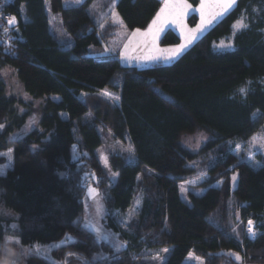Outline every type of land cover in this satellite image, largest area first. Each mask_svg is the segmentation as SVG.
<instances>
[{
  "label": "trees",
  "instance_id": "obj_1",
  "mask_svg": "<svg viewBox=\"0 0 264 264\" xmlns=\"http://www.w3.org/2000/svg\"><path fill=\"white\" fill-rule=\"evenodd\" d=\"M46 1L68 45L50 32ZM90 1L64 6L62 0H0V12L16 20L11 27L2 21L0 62L15 70L30 96L46 97L38 129L17 139L9 138L12 126L0 131V151L12 149V165L0 175V205L16 216L5 226L0 220V249L5 235L32 245L69 234L74 240L52 251L62 264H147L144 251L158 247L168 248L162 264H189V254L205 264H238L229 252L246 264H264V156L246 146L264 124V0H237L175 60L143 68L92 54L101 41ZM160 5L161 0H116L115 9L133 30L145 28ZM189 20L194 24L196 16ZM241 21L245 26L238 27ZM178 40L167 29L159 42ZM106 87L119 91L117 103L99 94ZM14 102L0 82V124ZM106 129L131 147V154L108 149V165L117 174L110 187L97 155ZM196 129L211 136L201 151L225 140L235 144L219 148L202 173L206 179L196 185L203 193L189 190L185 201L180 186L201 174L189 164L197 153L180 138ZM90 179L105 189V225L126 243L118 252L81 223ZM229 198L231 219L237 213L242 224L239 236L223 208ZM135 201L139 208L123 227L120 217ZM250 219L253 237L244 230ZM100 250L108 257L92 260ZM27 263L50 264L37 256Z\"/></svg>",
  "mask_w": 264,
  "mask_h": 264
},
{
  "label": "rangeland",
  "instance_id": "obj_2",
  "mask_svg": "<svg viewBox=\"0 0 264 264\" xmlns=\"http://www.w3.org/2000/svg\"><path fill=\"white\" fill-rule=\"evenodd\" d=\"M84 1L85 0H62V4L64 6H72L78 5ZM236 1L237 0H233L232 7L235 5ZM161 2L162 3L160 8L163 6V0H161ZM115 3L116 0H91L88 4V12L94 19L99 20L101 14L103 15V17L107 14L108 18L106 19L112 22L111 27H113V29L115 30L113 35L115 38H112L108 41H102L101 45L98 46V49L92 54H97L101 57H104L106 55L112 56L117 58L122 66H136L138 68L148 67L154 63L168 64L172 62L184 51H186L201 35H203L212 25H214L219 19H221V17L225 15V13H227L232 8L231 7L223 15L216 17L204 29L196 32L195 38H192V33L190 32V30L195 29L196 26L201 22V14L199 11L201 0H198V3L196 5H193L187 0V4L190 5V7L187 10L186 14L183 15L182 22H172L170 20L168 23L162 26V30L159 31L158 34H155V28H153L152 33H148L147 35H142L139 33L133 35L136 29L130 30L125 26L123 20L115 9ZM104 4L106 5L107 10L105 12H103L102 9ZM113 7L114 11H112ZM45 10L48 17L50 32L57 39H59L61 43L67 44L70 40L68 38V34L66 33L60 22L54 21L52 19L49 4L47 1L45 2ZM193 15L196 16V21L194 24H191L189 19ZM22 18L25 19V16H23V14ZM15 21V19H9L5 21V26L11 27L15 24ZM152 21L145 28L140 29V33H145ZM97 23L99 24L100 22L98 21ZM105 25L106 23H103V25H101V28H99V32L102 29V31L99 33L102 37L105 36V30H107L106 28H103ZM167 29H171L177 34V36L179 37L177 43L170 45L160 44L159 39ZM181 44H184L185 47L180 50V52L175 56H171L170 52L164 51L166 49H174ZM125 45H127V48L125 47ZM122 52L124 53V55H121ZM145 57L152 58L145 59ZM0 82H2L5 87V94L15 101L12 106L11 114L8 115L6 121L3 124H0V131L5 127L12 126L9 138L17 139L24 137L34 129H38L39 117L42 105L44 104L46 97L43 96L35 98L30 96L23 89L20 81L16 76L15 70L8 65H3L1 62ZM99 94L113 102L117 103L119 101V91L114 88H103L99 91ZM51 98L57 100L59 96L52 95ZM22 118H25L24 121H22ZM104 137L106 138L105 135ZM210 139L211 136L209 135V133L201 129H196L193 133H185L180 138L181 145L189 149L191 152L197 153L196 157L191 160L189 164L193 166L195 172H199L201 174L197 177H194L193 179L184 181L180 186V197L185 201H187V192L189 190H192L197 194L203 193L205 188L197 187L196 185L206 179L207 175L202 173L208 165H211L215 161L216 156L219 153V148L226 149L235 144L234 140H225L212 149L201 151L203 146ZM253 141H256L255 145L253 144ZM261 141H264V124L258 131H256L251 137H249L246 146L250 152L261 153L264 156V147L260 146ZM114 145L115 143L112 142L111 147H113ZM107 148L108 145L104 143L102 148L97 149V155L99 156L102 164L105 166L108 172L109 180L106 187H110L115 182L117 174L110 169L107 161H105ZM113 150H120L123 153L131 154V147L126 145H122L121 148L114 146ZM11 165L12 149L9 148L7 150L0 151V175H3L5 171L11 167ZM233 176L236 177L235 180H233ZM237 179L238 172L235 171L230 176L231 189H234L236 187ZM89 181H91V179ZM93 189L95 190L94 192L92 191ZM104 192L105 189L98 186L95 181L85 187V192L82 197L84 212L81 218V223L84 227H86L94 234L97 241H104L108 243V245L114 252H118L125 247L126 243L119 237V235L115 231L107 227L104 223L105 215L107 214ZM232 202L233 199L229 198L226 203L227 206L223 205V208L225 207V211L227 213L229 212L228 214L230 219L232 217V214L234 213V205L232 204ZM138 208L139 203L135 201L132 207L125 212L124 217H120L123 227H126L127 221L134 215L135 211ZM235 214L236 216L233 217L231 221H229V224L231 225L232 232L236 236H239L240 229H242V224L238 220L237 213ZM14 215L15 214L11 210L6 209L0 205V220H2L3 226L7 224L6 219L11 220ZM9 225L11 227H14V225L16 224H14V221H10ZM90 225L93 227H89ZM244 230L248 236L253 237L248 233L247 224H245ZM72 240H74V236L67 234L63 239L57 242L48 244L34 243L32 245H23L19 242L16 236L5 235L0 249V264H28V259L32 258L33 256L40 257L50 264H62L57 258L53 256L52 251L58 246H61L66 242ZM164 249H167L168 251L167 247H158L145 250L143 261H145L147 264H162L165 261L167 255V252L163 251ZM229 253L235 259L237 254L241 258V255L239 253ZM105 257L107 258L108 254L100 250L94 253V255L92 256V260H101L105 259ZM236 260L238 261V264H246L243 260L241 261V259ZM83 261H86V259H83ZM186 262L189 264H205L203 258L194 254H189Z\"/></svg>",
  "mask_w": 264,
  "mask_h": 264
},
{
  "label": "snow or ice",
  "instance_id": "obj_3",
  "mask_svg": "<svg viewBox=\"0 0 264 264\" xmlns=\"http://www.w3.org/2000/svg\"><path fill=\"white\" fill-rule=\"evenodd\" d=\"M233 5V0H201L200 3V14H201V22L196 26L195 29H191L190 32L192 33V38H195V33L204 29L208 24L212 22L216 17L223 15L227 12ZM190 5L187 4V0H163V6L160 10L156 13V16L153 18L152 23L149 25L148 30L145 33H140V29H136L133 35L142 34L147 35L148 33H152L153 28H155V34H158L159 31L162 30V26L168 23L170 20L172 22H182L183 15L186 14L187 10L189 9ZM15 17H12L11 20H14ZM239 26H245L241 22H238ZM190 42V41H189ZM127 48V45H125ZM185 47L184 44L177 46L174 49H166L164 51L170 52L171 56L177 55L180 50ZM121 55H124L122 52ZM152 57H145V59H151ZM244 92V89L240 90ZM256 141H253L255 145ZM260 146L264 147V141L260 142ZM236 177L233 176V180ZM95 191L94 189L92 190ZM93 227V226H89ZM98 231V230H97ZM248 233L252 236H255V231L253 228V221L250 219L248 221ZM163 251L167 252V249ZM106 258V257H105ZM236 259H241L240 256L237 254Z\"/></svg>",
  "mask_w": 264,
  "mask_h": 264
},
{
  "label": "crops",
  "instance_id": "obj_4",
  "mask_svg": "<svg viewBox=\"0 0 264 264\" xmlns=\"http://www.w3.org/2000/svg\"><path fill=\"white\" fill-rule=\"evenodd\" d=\"M162 3V2H161ZM116 4V3H115ZM72 6H74V5H72ZM161 6V5H160ZM102 9H103V12H105V11H107L106 10V5L104 4L103 5V7H102ZM113 10L112 11H114V7L112 8ZM159 10V9H158ZM158 12V11H157ZM156 12V13H157ZM156 15V14H155ZM155 15H154V17H155ZM108 15L106 14V16H104L103 17V15L101 14L100 15V19L99 20H97V19H94L95 20V22H96V31H97V34H98V37L100 38V41H101V43H102V41H108V40H110V39H112V38H115L113 35H114V29H113V27H111V21H108L106 18H108L107 17ZM99 17V16H98ZM97 17V18H98ZM153 17V18H154ZM152 18V19H153ZM100 22L99 24L97 23V22ZM152 21V20H151ZM150 21V22H151ZM103 23L105 24L106 23V25L103 27V28H106L107 30H105V38L104 39H102V36H101V34H99L101 31H102V29L100 30V32H99V28H101V25H103ZM112 35V36H111ZM69 43H67V45H68ZM105 136H106V140H105V144H107L108 145V148L106 149L107 150V152H108V149H113V147L114 146H117V147H119V148H121V146L123 145L120 141H118V140H115L114 138H113V136H112V133H111V131L109 130V129H106V131H105ZM251 137V136H250ZM112 142H114L115 143V145L113 146V147H111V144H112ZM103 147V146H102ZM101 147V148H102ZM108 154V153H107ZM107 154H106V160L105 161H107ZM98 158H99V156H98ZM99 160H100V158H99ZM100 162H101V160H100ZM108 163V162H107ZM101 164H102V162H101ZM103 165V164H102ZM104 166V165H103ZM104 168H105V166H104ZM14 218H16V216L14 215ZM14 224H16V222H14ZM17 226V224L16 225H14V227H16ZM230 254V253H229Z\"/></svg>",
  "mask_w": 264,
  "mask_h": 264
},
{
  "label": "built area",
  "instance_id": "obj_5",
  "mask_svg": "<svg viewBox=\"0 0 264 264\" xmlns=\"http://www.w3.org/2000/svg\"><path fill=\"white\" fill-rule=\"evenodd\" d=\"M13 16H12V14H10V13H1L0 12V29H3V25H2V21L3 20H5V21H7V20H11V18H12ZM5 25H6V23H5ZM0 31H2V30H0ZM91 183H93V181H86L85 182V186H88V185H90ZM247 225H248V222H247ZM253 228H254V224H253Z\"/></svg>",
  "mask_w": 264,
  "mask_h": 264
}]
</instances>
